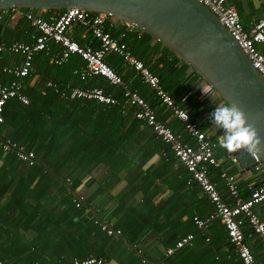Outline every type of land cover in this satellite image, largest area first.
<instances>
[{"label": "crops", "instance_id": "0c3cea01", "mask_svg": "<svg viewBox=\"0 0 264 264\" xmlns=\"http://www.w3.org/2000/svg\"><path fill=\"white\" fill-rule=\"evenodd\" d=\"M227 3L236 9L247 30L264 13V0H227ZM25 13L19 10L8 16L0 30V44L33 43L40 33L28 22ZM57 13L36 14L48 20ZM123 27L133 32L120 21L112 18L106 21V29L117 33L115 37L126 44V38L137 44L138 37H126ZM68 35L81 45L98 46L91 33L79 25L73 26ZM154 46L155 41H150L151 51L147 52L137 47L135 56L159 66L161 60L172 58L164 52V47ZM260 48L264 52V45ZM60 52V45L50 43L48 54L40 53L52 68L49 70L42 59V73L33 71L24 79L4 70L21 64V55L0 53V85L19 81L29 101L24 104L14 98L6 102L0 139L39 150L37 157L41 160L37 162L35 158V163L28 165L0 147V264H56L89 257L111 264H144L143 261L242 264L223 225L211 218L213 205L150 127L140 122L138 129L130 132L129 122L120 119V125L113 131L114 118L110 113L115 105L61 96L69 87L101 88L112 97L120 92L117 99H121L122 89L112 87L100 77L82 80L85 63L75 54L61 65L52 63V57ZM106 62L122 77H132L130 83L137 78L134 88L154 94L119 57L108 54ZM181 64L178 61L174 66L181 69ZM202 87V79L185 67L174 81L175 98H172L181 107L198 102L193 118L216 144L215 154L220 161L219 168L210 170V178L222 197L230 202L220 172L233 174L238 180L240 196L246 199L250 190L260 183V175L231 162L230 158L235 157L233 152L220 147L221 131L210 124L209 114L223 104L202 100ZM36 90L42 96L48 92L58 94L59 99L33 100L31 96ZM147 95L154 101L158 116L174 131L183 133L182 124L172 112L153 95ZM66 123L72 126L66 127ZM188 139L195 145L193 138ZM114 140H120L115 149L111 147ZM61 155L64 158L58 160ZM114 170L118 172L114 174ZM258 211L264 219V204ZM194 218L203 221L204 227L199 228ZM102 225L119 234L109 235ZM187 235H193L191 242L177 248L176 243ZM245 237L257 262L264 264L260 238L249 229Z\"/></svg>", "mask_w": 264, "mask_h": 264}, {"label": "built area", "instance_id": "2783aa9c", "mask_svg": "<svg viewBox=\"0 0 264 264\" xmlns=\"http://www.w3.org/2000/svg\"><path fill=\"white\" fill-rule=\"evenodd\" d=\"M205 6L226 27L233 39L244 51L253 68L264 79V52L260 46L264 45V13L250 29H245L240 21L236 9L227 3V0H197ZM18 9L8 11V16H13ZM2 12H0V17ZM26 19L40 33L34 38L33 43L24 44L19 42L0 44V53L21 55V64L4 70L13 73L18 79L29 76L32 60L40 52L48 54L50 43L61 46V52L52 57L51 62L56 65L64 63L70 55L75 54L85 63V70L81 75L84 80L87 77H100L108 84L121 87L122 98L117 99L104 93L101 88L80 89L69 87L68 91L61 93L64 98L94 100L100 104L115 105L119 107L134 108V117L150 127L154 136L168 145L174 157L183 165L191 175L192 180L198 185L203 194L214 207L211 218H216L223 225L228 241L233 247L242 264H259L255 258L250 243L246 240L245 231L250 230L256 234L261 242L264 253V219L261 218L258 208L264 204V164L260 162L257 154H252L255 165L254 172L260 175V183L250 190L246 199L240 196L238 180L233 174L226 171L220 172L230 202L226 201L218 191L217 185L210 178V169L220 167V161L216 157V144L203 132L199 123L192 120L176 101L163 89L158 75L152 72L141 60L133 55L127 44L118 37H114L106 29L107 16L86 12L77 8L64 9L48 20L42 18L32 11H26ZM113 19V18H112ZM75 25L87 29L92 37L97 40L98 46L81 45L73 40L68 31ZM108 54H115L121 62L132 69L141 80L153 90L158 101L168 108L183 127V133L172 130L157 114L156 110L149 106L144 98L132 89L114 69L106 62ZM203 81V80H202ZM48 85H51L48 83ZM21 83L13 81L9 86L0 85V123L3 121V108L7 101L17 98L27 104L28 98L23 95ZM202 100L209 102L222 99L217 93L203 81L201 89ZM185 136L193 138L195 145L192 146L185 141ZM0 147L4 152L15 153L16 158L28 165L36 161L35 154L26 150L23 146L9 139H0ZM236 163L235 157L230 158ZM79 206V203L76 204ZM199 228L204 227V222L194 218ZM101 228L109 235L119 234L118 231L108 229L102 225ZM193 235H187L176 243L180 248L191 242ZM144 264H152L143 261ZM64 264H111L102 259L93 257L85 259H74Z\"/></svg>", "mask_w": 264, "mask_h": 264}, {"label": "water", "instance_id": "95a60500", "mask_svg": "<svg viewBox=\"0 0 264 264\" xmlns=\"http://www.w3.org/2000/svg\"><path fill=\"white\" fill-rule=\"evenodd\" d=\"M77 8L107 16L128 30L149 35L190 67L222 99L235 105L261 140L264 164V79L226 27L197 0H0V30L11 9ZM239 166L255 163L243 150L233 152Z\"/></svg>", "mask_w": 264, "mask_h": 264}, {"label": "trees", "instance_id": "16d2710c", "mask_svg": "<svg viewBox=\"0 0 264 264\" xmlns=\"http://www.w3.org/2000/svg\"><path fill=\"white\" fill-rule=\"evenodd\" d=\"M24 11H30V10H27V9H23ZM64 9H59V10H31L34 14L38 13V12H41V11H49V12H60V11H63ZM29 22V21H28ZM109 31V30H108ZM111 33L112 36H117V33H113L111 30L109 31ZM122 32L125 33L126 37L132 35L134 38L135 37H138V43L140 44H134V43H130V41L127 40L126 38V42H127V45L131 51V53L133 55L136 54V50H137V47L140 46V48H144L145 49V52H147L148 50H150V47H149V43L150 41H154L149 35H147L146 33H135V32H128L126 31L125 27H123L122 29ZM158 46L160 47L161 45L157 42H155V46L154 48ZM151 51V50H150ZM164 52H167L169 53V55H171V59H166V60H161L162 63L160 64H155V63H148L145 59H141L143 61V63L148 66V68L154 72L156 75H158L159 79H160V82L163 86V89L173 98H175V94H174V91L172 90V86L174 85V81L175 79L178 77L180 71L182 69H184L185 67L188 68L187 65H185L184 63H182L181 65H183L181 69H177L176 66H174V63L175 62H178V60L176 59V57L171 53L169 52L167 49L164 48ZM114 56H116L115 54H112ZM117 57V56H116ZM45 60L44 62L45 65L47 66V68H49V70L52 68L51 65H47V59L44 57V54L43 53H38L32 60V67L30 69V75H32L33 71L34 72H38V73H42L41 71V61ZM113 69V68H112ZM117 72V71H116ZM118 73V72H117ZM119 74V73H118ZM120 75V74H119ZM197 75V74H195ZM124 81L134 90H136L143 98L144 100L149 104L150 107H152L154 109V101L152 102L151 100H149L150 98L148 97L147 94H149V96L153 95V98L156 99V101L159 103L158 99L156 96H154L153 93L151 92H141V90H139V88L137 89V87L134 88L135 84L137 83V78L132 82L130 83L129 80L132 79V77H130V79L128 77L124 78ZM112 86V85H111ZM145 86V85H144ZM113 87V86H112ZM115 87V86H114ZM146 87V86H145ZM31 93V92H29ZM34 95L31 96V99L33 100H37V101H42V100H50V99H54V100H58L59 97H58V94H54L52 92H48L45 94V96H42L40 94V91L36 90L35 92H33ZM108 94V93H106ZM116 96V98H120L121 95H120V92L115 94L114 97ZM103 105V104H102ZM196 105H198V102H188V105H182V108L187 111V113L189 114L190 118L192 120H194L193 118V115H194V111H196ZM107 107H110V106H107ZM155 110V109H154ZM133 109L132 108H126V109H121L119 107H112V113H110V115H113V118H114V124H113V127H112V130L115 131L116 130V127H118L120 125V119L122 120H127V122H129V131L132 132L134 131L135 129H138L139 125H141L140 121H138L134 115H133ZM157 112V111H156ZM158 114V113H157ZM107 115H109L107 113ZM115 121L118 122V125L116 126L115 125ZM67 122V121H65ZM66 127H69V126H72L70 123L69 124H65ZM169 126V125H168ZM135 127V128H134ZM171 128V127H170ZM172 129V128H171ZM201 130H204V128L200 127ZM173 130V129H172ZM185 141L187 143H189L190 145L194 146V143H192L191 141H189L188 137L185 139ZM120 140H114L113 141V144H111V147L113 149H115L117 147V144H119ZM20 144V146H22L21 143H18ZM52 143H50L51 145ZM24 147V146H23ZM26 150L28 151H32L34 154H35V158L38 160L37 162H41V160H39V158L37 156H39V150H36V149H33L32 147H27L25 146L24 147ZM11 156L12 158H15L17 161H19L16 156H15V153L13 151H11ZM58 158V157H57ZM64 158L62 155L59 156L58 160L59 159H62ZM70 158V157H69ZM21 162V161H19ZM211 170V169H210ZM114 174L118 171L114 170L113 171ZM211 175V173H210ZM212 180V179H211ZM214 181V180H212ZM81 203H79V206H80ZM142 214V213H141ZM94 222V220H92ZM78 260H81V259H78ZM68 262V261H67ZM67 262H64V263H67ZM63 262L62 263H56V264H64Z\"/></svg>", "mask_w": 264, "mask_h": 264}, {"label": "clouds", "instance_id": "9594fccd", "mask_svg": "<svg viewBox=\"0 0 264 264\" xmlns=\"http://www.w3.org/2000/svg\"><path fill=\"white\" fill-rule=\"evenodd\" d=\"M211 125L220 129V147L228 152L243 150L249 155L261 151L256 130L246 122L244 114L232 104L216 106L209 114Z\"/></svg>", "mask_w": 264, "mask_h": 264}, {"label": "rangeland", "instance_id": "374dc122", "mask_svg": "<svg viewBox=\"0 0 264 264\" xmlns=\"http://www.w3.org/2000/svg\"><path fill=\"white\" fill-rule=\"evenodd\" d=\"M23 10V9H22Z\"/></svg>", "mask_w": 264, "mask_h": 264}]
</instances>
